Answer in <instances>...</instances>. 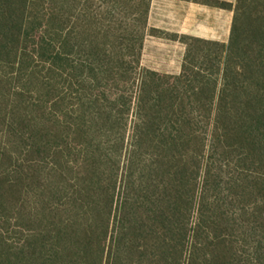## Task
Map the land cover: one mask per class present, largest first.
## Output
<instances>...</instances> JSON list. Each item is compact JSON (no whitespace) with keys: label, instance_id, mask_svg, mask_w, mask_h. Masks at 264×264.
<instances>
[{"label":"trees","instance_id":"obj_1","mask_svg":"<svg viewBox=\"0 0 264 264\" xmlns=\"http://www.w3.org/2000/svg\"><path fill=\"white\" fill-rule=\"evenodd\" d=\"M138 1L134 52L111 24L85 39L86 19L0 0V145L34 155L10 153L8 187H27L20 218L35 227L16 229L0 264L262 263L257 228L243 233L253 257L233 244L235 224L223 232L217 190L224 173L247 190L260 179L247 162L264 158V0L220 5L233 11L227 43L177 35L179 74L141 67L151 0ZM235 138L250 147L220 160Z\"/></svg>","mask_w":264,"mask_h":264},{"label":"rangeland","instance_id":"obj_2","mask_svg":"<svg viewBox=\"0 0 264 264\" xmlns=\"http://www.w3.org/2000/svg\"><path fill=\"white\" fill-rule=\"evenodd\" d=\"M28 1L31 7L33 5V8L38 11L40 16L47 17L52 13L60 12L65 16L68 24L70 23L76 27L79 24L81 25L79 20L86 19L85 21L90 27L89 31L84 33L85 39L93 37L96 27L111 24L113 31L125 41L131 40L136 46L133 51H137V43L140 39L139 36L137 37V32L141 33L145 24L143 16L139 13L143 5L138 0H90L89 2L84 0ZM156 1L160 0L150 1L146 30H144L140 49L141 67L161 73L179 74L186 46L177 35L195 36L180 32L181 28L189 29L195 23L197 32L204 35L212 34V38L196 37L228 42L233 11L228 8H222L220 5H223V3L227 5L230 3L234 4L236 0H169L173 1L171 2L172 4L163 6H157ZM158 8H163L162 15L156 13L159 11ZM81 11L84 12L83 15H79ZM95 18L97 19L96 21ZM17 83H12V85ZM229 143L230 145L224 146H227L230 152L220 156V160L234 161L242 151H247V147H250V145H241L237 138L232 139ZM25 146L0 145V173H4L2 177L4 181L0 183L2 187L0 192L7 194L9 198L6 203L4 200L5 206L2 210L4 218L0 219V227L3 234V237L0 236V250L2 247L5 248L7 239L18 240L20 238L17 228L26 230L35 228L32 223L20 218V207L23 201L20 190L25 187L24 183L18 180L19 183L16 186L8 187L9 180L15 179L14 174L8 172L15 164V159L9 156L10 153L20 162L26 163V158L28 160L34 159L33 154L25 156L23 153ZM4 152L6 153L4 154ZM251 160H257L256 163L262 162L257 165H251L253 164L250 163L251 161L247 162V165L251 166L250 168L252 169L249 180L258 177L260 178L258 182L249 181L248 184L252 187L247 190L237 186L235 180L228 179L227 174L224 173L217 192H221L220 201L223 199L224 212L226 213V219L222 223L223 232L233 233V229L226 225L235 224L237 226L236 232L231 234L233 236V244H235V241H241L245 244L244 249L247 252V256L251 255L250 257H253L254 252L252 253L253 249L251 246L254 242L252 234L255 235V233L252 231L251 236L249 234L247 236L246 234L243 235V233H246L245 227L248 230L253 227L257 228L263 239L261 246L262 252H264V158L262 157V160H259L256 157L251 158ZM24 189H27V187ZM228 217L229 220L227 219ZM261 236L258 237L261 238ZM261 261V264H264V255Z\"/></svg>","mask_w":264,"mask_h":264},{"label":"crops","instance_id":"obj_3","mask_svg":"<svg viewBox=\"0 0 264 264\" xmlns=\"http://www.w3.org/2000/svg\"><path fill=\"white\" fill-rule=\"evenodd\" d=\"M171 2H173V1H169V0H160V1H156V4H157V6L159 5V6H163V5H170V4H172ZM159 9V11L158 12H156L157 14H160V15H162V12H163V8H158ZM180 32H183V33H189V34H192V35H195V36H201V37H207V38H212V34L210 33V34H206V35H204V34H202V33H199V32H197V29H196V23L194 24V25H192L189 29H180Z\"/></svg>","mask_w":264,"mask_h":264}]
</instances>
